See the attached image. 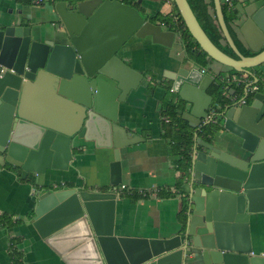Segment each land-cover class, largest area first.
I'll return each mask as SVG.
<instances>
[{
    "label": "water",
    "instance_id": "95a60500",
    "mask_svg": "<svg viewBox=\"0 0 264 264\" xmlns=\"http://www.w3.org/2000/svg\"><path fill=\"white\" fill-rule=\"evenodd\" d=\"M191 34L208 56L240 73L254 74L264 62V0H246L234 20L254 54L244 55L228 30L238 57L218 46L198 20L189 0H174ZM65 34L50 37L29 24L0 22V165L21 178L34 176L33 225L48 237L77 222L87 225L95 245L91 264H264L254 253L251 216L264 212V82L240 93L210 91L215 75L188 56L164 75L168 89L184 99L183 117L200 127L215 122L212 139L196 134L184 178L179 230L166 237L117 234V192L82 185L48 188L49 169L67 168L74 142L95 141L114 148L112 185L122 182L119 148L137 141L119 122V103L137 88L143 73L119 54L132 35H151L171 47L178 32L145 18L122 0H56ZM45 85L78 103L74 129L31 116L25 109L33 86ZM243 99L245 101H243ZM213 116V117H212ZM86 143H81L85 146Z\"/></svg>",
    "mask_w": 264,
    "mask_h": 264
},
{
    "label": "crops",
    "instance_id": "0c3cea01",
    "mask_svg": "<svg viewBox=\"0 0 264 264\" xmlns=\"http://www.w3.org/2000/svg\"><path fill=\"white\" fill-rule=\"evenodd\" d=\"M214 1L217 21L225 37L223 43L232 45ZM54 3L52 0L41 4L26 0H0V22H10L17 18L20 23L29 24L34 30L39 29L50 37L63 35L64 26ZM245 3L246 0L237 1L239 13ZM143 5L148 11L172 10V5L162 0H144ZM238 35L243 44L249 47L244 37L240 33ZM119 54L128 64L141 71L143 78L140 85L131 89L126 100L120 102L118 107L119 122L139 136L136 142L118 149L122 163L120 184L125 183L127 186L117 192L116 232L137 237L172 236L181 226L184 178L177 165L179 155L163 136L162 103L168 93V79L164 75L175 70L182 57L193 58L187 54L179 34L171 47L154 42L151 35L140 37L134 34L121 47ZM205 67L211 75L231 73L227 65L210 57ZM255 69L264 76V62ZM247 74L245 84L256 81V70L251 77ZM229 91L233 92L234 88L230 87ZM78 105L67 102L53 87L35 85L29 93L25 109L35 118L74 129ZM81 143L86 145L81 146ZM114 158V148L99 147L93 140L81 139L73 144L67 168L47 171L45 185L54 189L78 185L91 189H112L110 162ZM33 182V175L24 179L20 177L19 170L11 172L0 165V215L5 213L20 219L12 230L0 225V264L11 262L14 242L22 251L21 264L93 263L95 245L87 225L81 227L73 222L46 238L40 236L32 222L36 205ZM132 191L140 197L134 199ZM250 221L253 251L264 254V212L253 214Z\"/></svg>",
    "mask_w": 264,
    "mask_h": 264
},
{
    "label": "trees",
    "instance_id": "16d2710c",
    "mask_svg": "<svg viewBox=\"0 0 264 264\" xmlns=\"http://www.w3.org/2000/svg\"><path fill=\"white\" fill-rule=\"evenodd\" d=\"M31 2L30 0H26ZM137 7L145 18L150 19L156 23L167 24L170 28L176 30L180 35L184 48L189 56H191L201 67L207 66L209 62V56L199 45L198 41L189 31L185 24V21L178 9L174 0L172 1V10L170 12H163L161 9L156 11H148L144 5V0H122ZM192 9L194 10L198 20L200 21L203 28L207 31L212 40L220 46L223 50L238 57V54L234 51L232 46L228 43L224 44V34L221 26L217 21L215 12V1L214 0H189ZM213 9V11L211 10ZM221 10L223 13L224 22L229 30V33L240 52L244 55L254 54L251 48L246 47L240 40L237 29L234 25V20L237 18L239 12L236 8L230 7L227 3L222 2ZM256 70V74L259 80L256 84L259 88H263L264 76L261 72ZM230 75L239 74L240 71L230 68ZM251 77V73L247 74ZM245 83L237 82L233 79H226L223 72L215 74L214 82L210 86V91H213L218 96L222 95L224 90H229L230 87L236 88L238 92L242 93L245 87ZM229 87V89L227 88ZM186 109L185 101L181 97L178 100L175 99V95L168 93L162 103V113L164 115V131L163 136L171 142L173 149L179 155L177 159V165L180 169V174L186 171L190 165L192 150L195 144L196 134L201 136L205 140H211L212 134L215 128L219 125L215 122L206 123L200 127H194L190 125L189 121L183 117V112ZM169 118V120H166ZM183 176V175H182ZM132 191V197L138 199L140 195ZM180 218L184 219V209L180 211ZM20 219L13 218L9 214L2 213L0 215V225L7 227L12 230ZM12 260L9 264H21L22 262V251L17 247L15 242L12 244L11 249Z\"/></svg>",
    "mask_w": 264,
    "mask_h": 264
},
{
    "label": "built area",
    "instance_id": "2783aa9c",
    "mask_svg": "<svg viewBox=\"0 0 264 264\" xmlns=\"http://www.w3.org/2000/svg\"><path fill=\"white\" fill-rule=\"evenodd\" d=\"M30 1L32 3H34V4H41V3H44L47 0H30ZM52 1L55 2L56 0H52ZM167 1L170 2L171 0H167ZM235 1H237V0H222V2L227 3L230 7H233V8L235 7ZM202 70L206 72L207 68L204 66V67H202ZM245 73L246 72L239 73V74H233V75L226 74L225 77H226V79H233V80H236L237 82L246 83ZM258 88H259L258 84L254 83L252 85V89L253 90L254 89H258ZM243 101H245V100L243 99ZM166 120H169V118H166ZM126 186L127 185L125 183H122V184H120V186L119 185H113L112 189H115L116 192H120V191L124 190L126 188ZM147 192L148 191H144V193H147Z\"/></svg>",
    "mask_w": 264,
    "mask_h": 264
},
{
    "label": "rangeland",
    "instance_id": "374dc122",
    "mask_svg": "<svg viewBox=\"0 0 264 264\" xmlns=\"http://www.w3.org/2000/svg\"><path fill=\"white\" fill-rule=\"evenodd\" d=\"M68 1H69L70 3H75V2H77L78 0H68ZM162 1H163L164 3H167V2H168V3H170L171 5L173 4L172 1H170V2L167 1V0H162ZM237 1H238V0H237ZM237 1H235V7H234V8L237 7V5H236V4H237ZM236 9H237V8H236ZM256 67H257V66H256Z\"/></svg>",
    "mask_w": 264,
    "mask_h": 264
}]
</instances>
